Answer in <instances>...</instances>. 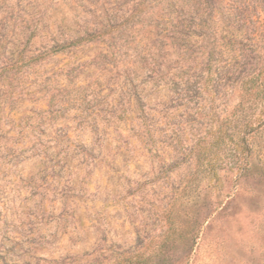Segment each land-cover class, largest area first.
Masks as SVG:
<instances>
[{
    "label": "rangeland",
    "instance_id": "374dc122",
    "mask_svg": "<svg viewBox=\"0 0 264 264\" xmlns=\"http://www.w3.org/2000/svg\"><path fill=\"white\" fill-rule=\"evenodd\" d=\"M263 27L264 0H0V264H264L263 175L184 188Z\"/></svg>",
    "mask_w": 264,
    "mask_h": 264
},
{
    "label": "trees",
    "instance_id": "16d2710c",
    "mask_svg": "<svg viewBox=\"0 0 264 264\" xmlns=\"http://www.w3.org/2000/svg\"><path fill=\"white\" fill-rule=\"evenodd\" d=\"M7 13L6 20L14 25L16 18ZM241 29L239 27L237 31ZM259 38L264 39V27ZM85 39L80 38L77 41ZM61 49L55 47L51 52ZM207 53L204 64L205 77L199 91L214 94L223 86L221 72L214 60V51ZM249 53L240 48L231 52L232 65L228 66V69L238 71V77L232 81V85L239 91L238 101L211 134L205 133L198 138L193 163L197 170L205 174L201 178L196 175L184 188L197 187L201 181L206 183V187L218 188L222 172L234 173L237 181L249 178L253 171L258 176H264V49L256 52L258 57L253 63H248L251 57ZM19 61H22V58L10 64V67H18ZM178 85L175 83V86ZM253 159L257 160V165Z\"/></svg>",
    "mask_w": 264,
    "mask_h": 264
}]
</instances>
